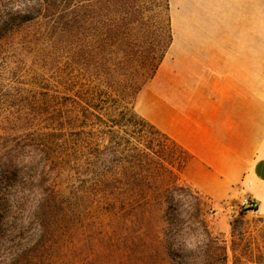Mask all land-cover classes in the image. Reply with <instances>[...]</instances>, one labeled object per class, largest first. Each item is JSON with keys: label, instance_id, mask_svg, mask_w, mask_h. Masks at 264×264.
Masks as SVG:
<instances>
[{"label": "trees", "instance_id": "trees-1", "mask_svg": "<svg viewBox=\"0 0 264 264\" xmlns=\"http://www.w3.org/2000/svg\"><path fill=\"white\" fill-rule=\"evenodd\" d=\"M158 15L146 0H0L2 235L35 224L41 241L70 212L110 226L115 254L138 251L117 243L125 220L167 254L184 248L166 228L211 235L210 200L181 178L190 153L136 110L172 41L169 19L163 53L143 46Z\"/></svg>", "mask_w": 264, "mask_h": 264}, {"label": "crops", "instance_id": "crops-1", "mask_svg": "<svg viewBox=\"0 0 264 264\" xmlns=\"http://www.w3.org/2000/svg\"><path fill=\"white\" fill-rule=\"evenodd\" d=\"M181 3L171 0L172 41L137 109L190 153L193 187L264 213V0Z\"/></svg>", "mask_w": 264, "mask_h": 264}, {"label": "rangeland", "instance_id": "rangeland-1", "mask_svg": "<svg viewBox=\"0 0 264 264\" xmlns=\"http://www.w3.org/2000/svg\"><path fill=\"white\" fill-rule=\"evenodd\" d=\"M146 1L159 15L151 20L153 29L142 38L143 46L151 47L158 57L169 40L167 25L171 20V0ZM173 1L179 7L184 5L181 0ZM186 6L191 12H201V0H187ZM138 100L139 96L137 111ZM181 178L192 186L183 177L182 170ZM200 192L214 209L207 216L211 235L204 231L198 235L186 229L175 233V228L170 233L166 228L168 235L163 233L162 240L175 239L176 245L184 248L179 254H167L163 243L159 244L160 252H157L152 244L151 226L142 228L127 220L120 226V234H116L117 243L138 251L136 254H115L110 226L97 225L93 218L86 219V216L70 212L69 220L51 226L41 241L34 242L38 238L35 224L8 232L9 235L0 232V264H127L129 258H134L137 264H264V213L247 212L234 206L231 200L215 202L211 196ZM59 212L62 214L63 210ZM176 215L185 218L181 212Z\"/></svg>", "mask_w": 264, "mask_h": 264}, {"label": "built area", "instance_id": "built-area-1", "mask_svg": "<svg viewBox=\"0 0 264 264\" xmlns=\"http://www.w3.org/2000/svg\"><path fill=\"white\" fill-rule=\"evenodd\" d=\"M242 210L253 212L257 211L258 204L256 200L249 198V197H244L241 201V204L239 206Z\"/></svg>", "mask_w": 264, "mask_h": 264}]
</instances>
